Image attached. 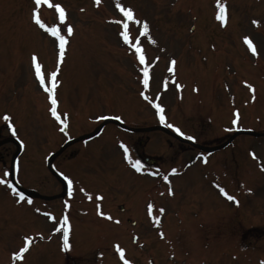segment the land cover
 Wrapping results in <instances>:
<instances>
[{"label": "rangeland", "instance_id": "1", "mask_svg": "<svg viewBox=\"0 0 264 264\" xmlns=\"http://www.w3.org/2000/svg\"><path fill=\"white\" fill-rule=\"evenodd\" d=\"M117 2L132 8L136 20L147 22V35L137 34L140 24L130 21V43H124L113 22L122 15L115 8ZM49 3L63 7L66 21L62 25L48 4L39 6L41 20L49 27L57 25L65 35L67 25L73 27L59 65L55 37L30 19L33 0H0V178L8 180L4 173L17 149L6 141L11 135L2 120L4 113L14 126L12 136L23 143L15 159V179L45 195L62 190L46 172L49 150L92 131L110 115L131 127L163 124L176 134L179 128L181 137L216 149L202 152L161 130L124 132L105 122L93 138L70 144L54 160L55 168L74 184V192L100 195L101 199L92 195L86 201L89 224L73 222L67 227L64 249V227L58 217L61 200L21 199L0 184V264H123L116 245L131 264L264 262V134H257L264 132V0ZM220 4L225 9L224 26L216 16ZM138 36L149 65L147 88L136 77L138 64L127 47ZM244 36L254 42L255 54ZM33 53L45 86L48 73H57L56 116L48 111L47 92L31 62ZM169 58L175 60L172 72ZM154 104L161 106L163 123ZM117 142L140 153H131L130 162L140 158L154 170L153 176L143 172L135 178L117 151L121 145ZM217 185L235 201L222 195ZM144 192L145 203L140 201ZM46 207L53 219L43 213ZM192 209L201 214L193 223ZM106 211L112 219L95 225ZM208 212L211 216L206 217ZM27 237H32L27 250L13 256Z\"/></svg>", "mask_w": 264, "mask_h": 264}, {"label": "snow or ice", "instance_id": "2", "mask_svg": "<svg viewBox=\"0 0 264 264\" xmlns=\"http://www.w3.org/2000/svg\"><path fill=\"white\" fill-rule=\"evenodd\" d=\"M95 2L98 4L99 0H95ZM33 4H34V7L31 9L30 19L32 21H34L36 23V25L39 26V28L44 29L45 32L50 33V35L52 37H55L56 47L59 50L58 54H57V64L59 65L61 57L63 56L64 51H65V46L68 43V37H70L72 35V33H73V27L70 24L67 25V27L65 29V31H66V35H65V34L61 33V28L57 27V25L53 24L52 26L49 27L41 20V18L39 16V13H38L39 6H41L43 4H48V6L50 8H55V10H56V12L58 14V19L60 20L61 24L63 25L65 23V21H66V15H65V10L63 9V7L60 4H50L49 0H33ZM115 8L117 10H119L120 13L123 14V18L121 20H117V21H113V22L117 23V24H120L122 26V30L120 31L119 35L124 40L125 44H128L129 40H130L128 31H127L128 24H129L130 21H134V22L140 24V35L141 36L147 35L148 30H149L147 22L136 20L135 17H134L132 8L123 7L121 2H117L115 4ZM219 8H220V12L217 13V19L221 22V25L224 26V24L226 23V18L222 14L225 11L224 5L220 4ZM252 23L255 25V24L258 23V21L253 20ZM139 39H140V37L138 36L136 38L137 42L131 44L130 47L134 50V54H135L136 60L143 66V67H141V73L143 74V78L141 80V84L145 88H147L149 86V71H148L149 65L146 62V57L143 54L142 47H141L140 43L138 42ZM243 41H244L245 44H247L249 50L252 51L253 54H255V48L253 47L252 41L249 39V37L248 36H244L243 37ZM151 42L155 43V41H151ZM31 62H32V65H33V67L35 69L36 78L40 82V86L42 88H44L45 92L48 93V99H49V101H51V104H52V108H50V112L52 113L53 116H56L57 113H56L55 105H56L57 101L53 97V88L55 87V85L57 83V81L55 80V77H56L57 73L55 71L48 73V79H47L48 86H45V79H44L43 74L41 73L40 65L37 63V57H36L35 53H33L31 55ZM174 64H175V60H172V61L169 62V66H168V71L169 72L173 71L172 65H174ZM177 87L179 88L180 85H177ZM247 87H248V89L250 91L254 90L252 84H247ZM140 95L142 97H144L145 100L148 99V97L144 94V92H141ZM154 107L156 108L157 115L160 117L161 123H163L164 122V117H163V115H161V106L159 104H154ZM115 118L118 119V120L120 119L119 116H117ZM10 119L11 118H10L9 114H7V113L3 114V116H2V120L3 121L7 122ZM97 119H100V117H97ZM236 123H237V120L233 119L232 120V124L235 125ZM8 127L11 130L13 128V125L9 123ZM169 127H174V126L173 125H169ZM61 131H64V129L61 128ZM175 131L178 132L180 135H184V133L181 132V130L179 128H175ZM191 138L192 137H189V139H191ZM120 147L124 150L123 151L124 159L130 161L131 157L129 156L128 149L122 143H121ZM250 155L254 156L255 154L250 152ZM132 167L137 172L141 171V167H142L141 162L139 160H136L134 163H132ZM171 171L173 173H175L176 169L173 168ZM7 176H8V173L5 172L4 173V177H7ZM64 179L68 180L69 192H71L72 181L69 180V178L67 176H65ZM164 179L167 180V176H165ZM0 184L6 185L7 187H9L11 189V191L13 193H17V189L15 187H12L11 183H9L7 179L0 178ZM217 187H218L220 193L222 195L226 196L228 200L235 201L236 198L231 196V195H228L225 192L223 187H220L219 185H217ZM168 193H169V195L173 194L171 188L168 189ZM17 194L21 197V199H24V194L22 192L21 193H17ZM97 199H101V197L98 196ZM16 203L19 204L20 200H17ZM28 203H31V201L29 200ZM65 206L67 207V204H65ZM148 207L151 210L152 205L149 204ZM97 210L99 212V208ZM100 214L105 216L109 220L112 219V217L110 215H108L107 213H100ZM48 218L49 219H53L51 214L48 215ZM62 219H66V218H62ZM155 219H158V217L155 218ZM116 223H119V221L117 220ZM55 230L56 229L53 228V231H55ZM63 231H64V234H65V243L63 244L62 247L64 249H67L68 248V244H67V241H66L67 227H64ZM160 235L163 236V233H160ZM31 239H32V237L25 238V246L20 248L18 252L12 253V255L15 256V257H19L20 254L23 253L26 250V248L28 246V241L31 240ZM134 239H135V237H134ZM114 247H115L116 253H119V260L122 261L123 264H131V261L125 258V254H124L125 250L123 248L119 247L118 245H116ZM261 264H264V262H261Z\"/></svg>", "mask_w": 264, "mask_h": 264}, {"label": "water", "instance_id": "3", "mask_svg": "<svg viewBox=\"0 0 264 264\" xmlns=\"http://www.w3.org/2000/svg\"><path fill=\"white\" fill-rule=\"evenodd\" d=\"M18 187V186H17ZM24 193L26 192V193H28L27 191H25V190H23V189H21Z\"/></svg>", "mask_w": 264, "mask_h": 264}]
</instances>
